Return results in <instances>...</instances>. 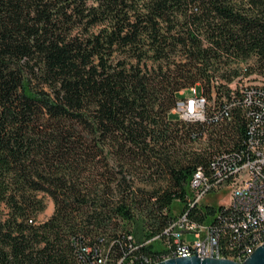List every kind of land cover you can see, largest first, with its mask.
I'll use <instances>...</instances> for the list:
<instances>
[{"label": "trees", "instance_id": "trees-1", "mask_svg": "<svg viewBox=\"0 0 264 264\" xmlns=\"http://www.w3.org/2000/svg\"><path fill=\"white\" fill-rule=\"evenodd\" d=\"M257 71L264 0H0V264L153 263L144 242L193 172L249 136L239 108L182 120L181 91L221 100ZM238 216L217 221L228 249L247 242L224 224Z\"/></svg>", "mask_w": 264, "mask_h": 264}, {"label": "built area", "instance_id": "built-area-1", "mask_svg": "<svg viewBox=\"0 0 264 264\" xmlns=\"http://www.w3.org/2000/svg\"><path fill=\"white\" fill-rule=\"evenodd\" d=\"M188 90L189 93L185 89L181 91L173 109L182 120L217 121L231 117V110L239 108L245 115L249 136L239 149L215 152L211 171L200 173L199 167L193 172L184 209L173 215L177 219V228L170 229L168 225L163 232L150 237L163 242L153 264L173 256L195 254L243 261L254 240L264 238V84L242 82L236 87L232 84L231 97L222 96L221 100L215 97L214 102L198 86ZM223 186L230 189V203L216 205L215 212L208 214L209 220L190 218L191 210L199 209L202 199L220 191ZM228 212L237 213L239 218L231 223L224 219V224L234 233L248 235L247 242L230 249L222 241L217 222ZM188 233L195 234V239L189 240ZM133 261L125 264H133Z\"/></svg>", "mask_w": 264, "mask_h": 264}, {"label": "rangeland", "instance_id": "rangeland-1", "mask_svg": "<svg viewBox=\"0 0 264 264\" xmlns=\"http://www.w3.org/2000/svg\"><path fill=\"white\" fill-rule=\"evenodd\" d=\"M252 63H254V58H250L249 60H243L241 62L240 66H251ZM239 78H240V81H238ZM239 78L235 80L236 82L233 83V86H235V87L239 86L240 83H242V82L264 84V75H262L258 71L253 72L251 74H246V75L243 73ZM185 92L189 93V90H186ZM215 97H216V93H213V96L211 98L212 102H214ZM207 137H208L207 134H205V139ZM204 144H206V143H203L202 145H204ZM215 151L216 150L214 149L212 152L214 153ZM229 201H230V189L223 186V188L220 191L211 193L210 195H208L207 197L202 199L200 203H201V206L204 204H211V205L216 206V205H219L222 203L228 204V203H230ZM175 204L176 205H174V207H173V212H174V214H178L181 211L180 207L182 206V204H180L178 202ZM53 207H54V202H53L52 198H50V197L47 198L46 210L40 214V219L48 218L52 214V212L54 211ZM188 239L189 240L195 239V234L188 233ZM145 241L148 245L152 244L153 248L155 250L163 248V242L160 239L153 240L150 238H146Z\"/></svg>", "mask_w": 264, "mask_h": 264}, {"label": "water", "instance_id": "water-1", "mask_svg": "<svg viewBox=\"0 0 264 264\" xmlns=\"http://www.w3.org/2000/svg\"><path fill=\"white\" fill-rule=\"evenodd\" d=\"M154 264H264V242L243 261L228 257L173 256Z\"/></svg>", "mask_w": 264, "mask_h": 264}, {"label": "bare ground", "instance_id": "bare-ground-1", "mask_svg": "<svg viewBox=\"0 0 264 264\" xmlns=\"http://www.w3.org/2000/svg\"><path fill=\"white\" fill-rule=\"evenodd\" d=\"M200 173H203L201 170H200ZM171 228H177V219L175 218V221L173 222ZM264 241L260 242V243H255V245L251 246V248H249V250L247 251V254H246V258L247 256H249L252 252L255 251V249L261 245ZM149 264H153V263H149Z\"/></svg>", "mask_w": 264, "mask_h": 264}]
</instances>
